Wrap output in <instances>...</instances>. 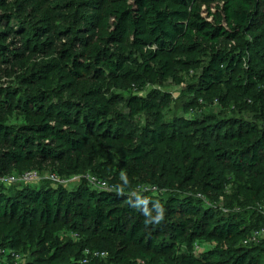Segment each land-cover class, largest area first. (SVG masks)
Segmentation results:
<instances>
[{"label":"trees","instance_id":"1","mask_svg":"<svg viewBox=\"0 0 264 264\" xmlns=\"http://www.w3.org/2000/svg\"><path fill=\"white\" fill-rule=\"evenodd\" d=\"M28 170L81 179L0 182V264H264V0H0Z\"/></svg>","mask_w":264,"mask_h":264},{"label":"built area","instance_id":"2","mask_svg":"<svg viewBox=\"0 0 264 264\" xmlns=\"http://www.w3.org/2000/svg\"><path fill=\"white\" fill-rule=\"evenodd\" d=\"M47 178L49 180L55 181L57 183H62L65 184L67 179H63L59 176H57L56 174H49L47 176ZM42 177L40 176L38 171H34V170H28L22 174H17V173H11L5 176H2L0 178V182L6 184V185H12V184H16L19 182H23V183H31V182H38L41 181ZM88 180L89 182L97 187H104V188H108V183L102 179L97 178L96 176L93 175H88ZM256 236L257 237H264V229L259 230L256 232Z\"/></svg>","mask_w":264,"mask_h":264},{"label":"rangeland","instance_id":"3","mask_svg":"<svg viewBox=\"0 0 264 264\" xmlns=\"http://www.w3.org/2000/svg\"><path fill=\"white\" fill-rule=\"evenodd\" d=\"M169 90H171L175 95H178L179 94V90H180V88L179 87H176V86H173V87H171ZM40 174V176L42 177V180L44 181L46 178H47V176L49 175V172H42V173H39ZM80 176H72V177H70V178H67V180H66V185L68 186V187H71V186H73L74 185V183H76V182H79L80 181ZM10 187H13V185H9Z\"/></svg>","mask_w":264,"mask_h":264}]
</instances>
